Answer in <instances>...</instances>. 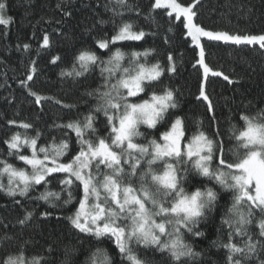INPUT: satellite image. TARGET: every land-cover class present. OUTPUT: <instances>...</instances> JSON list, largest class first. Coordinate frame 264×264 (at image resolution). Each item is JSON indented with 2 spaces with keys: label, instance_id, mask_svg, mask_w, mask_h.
<instances>
[{
  "label": "snow or ice",
  "instance_id": "snow-or-ice-1",
  "mask_svg": "<svg viewBox=\"0 0 264 264\" xmlns=\"http://www.w3.org/2000/svg\"><path fill=\"white\" fill-rule=\"evenodd\" d=\"M201 3L202 0H192L187 5L177 0H154L152 8L170 10L167 11L170 25L173 20L179 21L187 30L186 35L194 44L193 51L199 49L197 63L203 69L205 78L209 74L216 77L223 75L206 63L207 47L211 42L258 44L264 49V33L230 34L228 31L206 29L194 22L198 16L196 8ZM116 6L124 7L125 0H116ZM6 7L5 0H0V24L6 25L11 20L10 17L5 18ZM127 7L131 10V6ZM116 14L119 15V12ZM64 16L70 17L71 13L64 11ZM145 35V32L133 31L131 24L124 23L110 42L105 39L97 41L99 49H108L106 60L85 49L75 57L71 71H61L62 76L79 77L99 67L103 83L86 93L96 103L83 120L49 126L57 131L69 130L63 132L59 141L53 136L49 143L41 145L38 141L43 132L31 122L8 121L9 125L25 130L24 133L14 132L4 143L8 155L23 162L26 167H16L0 159V176L6 174L8 177L7 188L0 183V191L6 190L11 197H25L30 189L40 186L44 191L35 199L44 200L52 207L58 206L53 200H60L61 192H66L67 199L63 203L67 205L76 199L78 205L74 206L75 212L67 217L72 227L79 233L87 234L90 240L94 238L97 244H102L104 240L112 241L122 261L150 264L148 259H142L137 254L133 248L135 244L161 254L167 253L166 264H187L202 254L184 241V232L202 236L204 233L197 230V225L207 219V214L211 213L218 200V193L212 187L203 191L200 188L190 193L187 191L185 184L189 176L199 175L233 193V203L222 219L228 227V242L213 241V245L227 250L226 264H252L253 261L264 264V118L242 114L243 126L233 125L229 129L231 135L228 142L233 144L232 148L226 146L219 121H216L217 130L211 138L203 131L188 137L184 119L169 111L178 107L174 90L165 87L159 94L154 90L151 82L159 81L163 69L158 63H147L150 50L131 52L125 66L122 61L126 54L120 48L113 51L110 47L118 41H140ZM201 38H206V41L202 43ZM49 45L50 37L45 34L42 47ZM29 48L28 44L24 45L25 50ZM141 56L145 57L144 61H141ZM57 59L59 57L52 62ZM168 60V72H175L171 53ZM30 64L32 67L26 80L21 81V87L34 97L35 105H42L54 98L42 96L28 85V81L34 82L37 62L33 60ZM223 78L233 82L227 75ZM149 89H153L151 94ZM141 93L144 95L141 96ZM200 98L202 102H207V111L215 113V106L203 83ZM54 102L62 105L59 99H54ZM101 115L103 119L99 120V124L103 127L98 128V117ZM212 119L215 120L214 115ZM142 126L153 131H142ZM161 128L164 130L161 131ZM28 130H33L35 135H29ZM156 132L159 136L155 135ZM72 133L75 134L74 145ZM228 153L233 159L228 158ZM214 161L216 167L213 168ZM52 181H58L63 186L60 192L48 190ZM15 203L21 204V201ZM257 211L260 213L259 233L255 236L250 233L249 227ZM41 215L47 217L50 213L45 211ZM32 218L33 213L25 211L16 223L23 230ZM237 237L241 243L235 242ZM74 252V248H66L60 264H74ZM0 264H51V261L46 256L28 259L22 244L17 253H9L0 260ZM87 264H112V259L105 249L97 247L87 258Z\"/></svg>",
  "mask_w": 264,
  "mask_h": 264
},
{
  "label": "trees",
  "instance_id": "trees-1",
  "mask_svg": "<svg viewBox=\"0 0 264 264\" xmlns=\"http://www.w3.org/2000/svg\"><path fill=\"white\" fill-rule=\"evenodd\" d=\"M5 2V15L11 20L6 25L0 24V159L7 160L16 167L26 166L8 155L4 141L14 132L24 133L25 130L9 125L8 121L31 122L43 132L38 141L41 145L49 143L53 136L59 141L63 132L69 130L57 131L49 126L54 123L65 124L69 120H83L96 103L86 93L103 83L99 67H94L79 77L62 76L61 71H71L75 57L85 49L96 52L106 60L109 56L108 49H99L97 41L105 39L110 42L119 31V26L124 23L131 24L133 31L145 32V37L140 41H118L115 45L110 44V47L113 51L120 48L126 54L122 61L125 66L131 52L150 50L147 63H158L163 69L159 81L151 82L154 90L157 94L162 93L165 87L174 90L178 107L169 111L184 119L188 137L203 131L211 138L217 130L216 121H219L226 146L232 148L233 144L228 142L231 135L229 129L233 125L243 126L242 114L264 118V49L258 44L233 45L222 41L208 44L206 63L211 69L227 75L233 81L229 83L223 75L216 77L209 74L207 78L204 77L203 69L197 63L199 50L193 51L194 44L186 35L187 30L183 29L179 21L173 20L170 25L167 10H153L154 0H125L124 7H117L116 0ZM177 2L187 5L192 0ZM127 6H131V10ZM64 11H69L71 16H64ZM196 11L198 16L194 18V22L209 30L228 31L230 34L264 33V0H202ZM45 34L50 37V45L46 48L42 47ZM201 41L205 42L206 38ZM25 44L30 46L28 50L24 49ZM169 53L174 58L175 72L167 70L170 66ZM56 57L59 59L53 63ZM140 59L144 61L145 57L141 56ZM33 60L37 62L34 82H27L32 90L42 96L59 99L62 105L72 107L58 105L54 99L45 101L42 105L34 104V97L28 95L26 88L21 87V81L26 80L32 67L30 61ZM76 67L79 68L78 63ZM201 83L215 106V113L208 112L207 102H202V98L198 99ZM148 91L151 94L153 89ZM213 115L215 120L212 119ZM102 119V115L98 117V128L103 127L99 124ZM141 130L153 131L146 130L144 126ZM28 134L35 135V132L28 130ZM155 135L159 136V132ZM71 140L74 145V133ZM228 158L233 159L231 153H228ZM212 167H216L215 161ZM27 170L30 171V168ZM0 183L7 188L4 176L0 178ZM62 187L58 181H52L48 190L60 192ZM185 187L189 193L196 188L203 191L206 187H212L218 193L216 206L207 214V219L197 225V230L204 234L193 236L184 232V241L191 244L194 251L202 254L189 260L187 264H226L227 250L213 245V241L228 242V227L222 223V219L233 203V193L222 189L214 181L195 174L189 176ZM43 191L44 188L36 186L25 197H11L6 190L0 191V237H5L0 239V260L9 253H17L23 244L24 255L30 260L46 256L51 264H60L66 248H74V264H87L90 254L101 247L111 257L112 264H128L126 260L122 261L112 241L104 240L102 244H97L94 238L90 240L87 234L79 233L72 227L67 217L75 212L74 206H78L76 199L65 205L63 201L67 199V193L61 192V199L53 200L58 206L52 207L44 200L35 199ZM76 195L77 192L74 191V196ZM15 201H21V204H16ZM25 211L32 212L33 218L28 227L22 230L16 221L24 216ZM45 211L50 215H41ZM259 219L260 213L257 211L249 227L250 233L255 236L259 233ZM25 241L30 243L25 244ZM235 242L241 243L240 238H235ZM133 248L142 259H148L150 264H166L168 260L167 253L161 254L135 244ZM252 264L256 262L253 261Z\"/></svg>",
  "mask_w": 264,
  "mask_h": 264
},
{
  "label": "rangeland",
  "instance_id": "rangeland-1",
  "mask_svg": "<svg viewBox=\"0 0 264 264\" xmlns=\"http://www.w3.org/2000/svg\"><path fill=\"white\" fill-rule=\"evenodd\" d=\"M167 11H170V10H167ZM4 15H5V13H4ZM5 18H8L6 15H5ZM202 39V38H201ZM199 50V49H198ZM6 179H7V183H8V177H7V175L5 174V175H3ZM3 176H0V178L1 177H3Z\"/></svg>",
  "mask_w": 264,
  "mask_h": 264
}]
</instances>
